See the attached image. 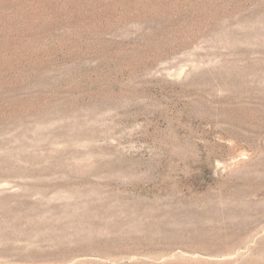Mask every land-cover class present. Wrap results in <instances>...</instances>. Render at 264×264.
<instances>
[{
  "label": "rangeland",
  "instance_id": "374dc122",
  "mask_svg": "<svg viewBox=\"0 0 264 264\" xmlns=\"http://www.w3.org/2000/svg\"><path fill=\"white\" fill-rule=\"evenodd\" d=\"M0 264H264V0H0Z\"/></svg>",
  "mask_w": 264,
  "mask_h": 264
}]
</instances>
